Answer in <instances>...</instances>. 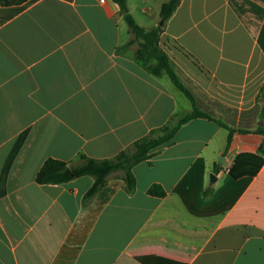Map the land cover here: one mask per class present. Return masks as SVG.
Returning <instances> with one entry per match:
<instances>
[{
	"label": "crops",
	"instance_id": "1",
	"mask_svg": "<svg viewBox=\"0 0 264 264\" xmlns=\"http://www.w3.org/2000/svg\"><path fill=\"white\" fill-rule=\"evenodd\" d=\"M166 1L126 4L148 30ZM130 39L112 0L0 6V264H264V163L228 174L239 153L264 157L261 135L235 132L226 149L224 128L191 120L133 167L132 195L119 173L85 203L90 177L35 182L48 158L110 159L191 111L166 75L135 62V45L122 48ZM159 45L199 109L234 129L264 124V0H181ZM152 184L165 197L148 195Z\"/></svg>",
	"mask_w": 264,
	"mask_h": 264
},
{
	"label": "trees",
	"instance_id": "2",
	"mask_svg": "<svg viewBox=\"0 0 264 264\" xmlns=\"http://www.w3.org/2000/svg\"><path fill=\"white\" fill-rule=\"evenodd\" d=\"M27 0H0V6L21 4ZM119 8V13L124 19L131 39L122 46L127 49L135 45L133 58L137 64L144 68L150 75L161 77L166 75L172 85L190 102L191 111L182 115L174 125H165L151 130L147 135L133 142L130 146L121 150L110 159H93L84 154L78 156L76 164L48 158L35 176L38 185H58L70 182L80 177H90L92 185L83 196V203L89 201L95 194L106 187L108 178L114 173H119V179L123 182V190L127 195H132L136 187V179L132 172L134 166L147 162L157 155L160 149L174 139L180 127L194 119H204L212 121L228 132L227 147L231 141L233 133L257 134L264 138V124L257 125L254 129L229 127L219 119L214 118L209 113L202 111L196 105L192 92L184 85L180 79V72L165 51L159 45V36L162 33L166 22L173 15L180 5L181 0H167L159 10V18L162 25L145 30L136 24L129 14L126 0H112ZM190 61L199 69L198 63L188 55ZM258 108V117L264 120V82L255 100ZM264 163V157L255 153L237 154L228 168L229 176L233 178L252 177ZM209 189L204 192L208 195ZM147 194L155 198H163L165 190L158 184H152L147 189Z\"/></svg>",
	"mask_w": 264,
	"mask_h": 264
},
{
	"label": "water",
	"instance_id": "3",
	"mask_svg": "<svg viewBox=\"0 0 264 264\" xmlns=\"http://www.w3.org/2000/svg\"><path fill=\"white\" fill-rule=\"evenodd\" d=\"M159 25H162V22H161V21L159 22ZM225 159H226V156H221V157L218 159L217 162H214V163L212 164V173H211V175H210V181H211V182L216 181V177H217V176H215V169H216L217 166H222L223 168H226V167H227V162H225ZM222 172H223L222 170L219 171V172H218V175H221Z\"/></svg>",
	"mask_w": 264,
	"mask_h": 264
},
{
	"label": "rangeland",
	"instance_id": "4",
	"mask_svg": "<svg viewBox=\"0 0 264 264\" xmlns=\"http://www.w3.org/2000/svg\"><path fill=\"white\" fill-rule=\"evenodd\" d=\"M186 86L189 87V86L187 85V83H186ZM176 92H179V91H176ZM177 94L180 96V98H181V100H182L183 102H187V99H185V97H184L181 93H177ZM210 115L217 119V117L214 116L213 114H210Z\"/></svg>",
	"mask_w": 264,
	"mask_h": 264
},
{
	"label": "built area",
	"instance_id": "5",
	"mask_svg": "<svg viewBox=\"0 0 264 264\" xmlns=\"http://www.w3.org/2000/svg\"><path fill=\"white\" fill-rule=\"evenodd\" d=\"M101 2H102V0H101Z\"/></svg>",
	"mask_w": 264,
	"mask_h": 264
}]
</instances>
